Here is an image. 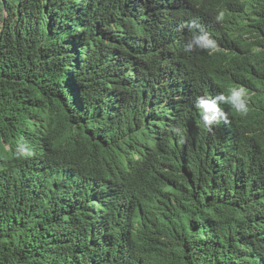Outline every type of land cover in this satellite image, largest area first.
Returning <instances> with one entry per match:
<instances>
[{
  "label": "trees",
  "instance_id": "trees-1",
  "mask_svg": "<svg viewBox=\"0 0 264 264\" xmlns=\"http://www.w3.org/2000/svg\"><path fill=\"white\" fill-rule=\"evenodd\" d=\"M172 1L0 4V264H264V1L223 0L261 47L237 67L183 54L218 13ZM236 85L247 116L203 127Z\"/></svg>",
  "mask_w": 264,
  "mask_h": 264
},
{
  "label": "clouds",
  "instance_id": "clouds-1",
  "mask_svg": "<svg viewBox=\"0 0 264 264\" xmlns=\"http://www.w3.org/2000/svg\"><path fill=\"white\" fill-rule=\"evenodd\" d=\"M196 0H175L172 2H165L160 6L165 7L167 11L175 14L178 23L184 20L189 13L191 3ZM201 3L208 4L217 10L216 19L213 21V26L217 30L216 38L211 36L203 29L197 20L189 22L188 27L193 30L191 38L188 39L190 33H185L184 53L187 56H192L196 51L204 52L209 59L215 53H223L226 55L221 60L222 65L238 66V59L250 60L252 54L258 53L261 50L259 39L256 33L252 30L250 24L246 19H238L239 12L223 6V0H197ZM240 3L260 7L264 0H233ZM2 5V18L6 17V2L0 0ZM1 25V23H0ZM234 39L242 47V50L236 51L232 49L233 54L230 55V49L227 47L226 41ZM259 45V46H258ZM227 95L221 93L215 97L200 96L197 97L195 107L200 111V117L203 127L212 130L214 125H219L222 121L228 122V113H225L219 104L228 105L236 114L240 116H247L249 112V101L251 96L249 91L240 85L230 86L227 88ZM176 131V129H173ZM15 158L19 160H27L35 155L32 147L25 142H18L15 149Z\"/></svg>",
  "mask_w": 264,
  "mask_h": 264
}]
</instances>
